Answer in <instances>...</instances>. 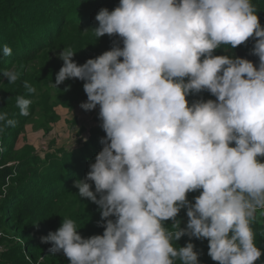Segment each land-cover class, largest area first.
I'll use <instances>...</instances> for the list:
<instances>
[{"label":"clouds","instance_id":"1","mask_svg":"<svg viewBox=\"0 0 264 264\" xmlns=\"http://www.w3.org/2000/svg\"><path fill=\"white\" fill-rule=\"evenodd\" d=\"M95 20L97 40H119L82 65L64 48L52 87L83 81L87 101L79 107L99 106L103 147L74 187L98 205L104 231L84 238L73 219L63 218L41 242L70 264H200L191 239H206L218 264H255L262 249L252 224L258 212L264 215V26L256 6L252 0H119ZM250 38L258 64L214 55ZM12 51L2 47L3 56ZM3 75L8 83L19 79L15 71ZM24 87L35 92L27 81ZM202 92L215 99L189 101ZM31 104L16 97L21 116ZM0 122L16 124L7 113ZM192 192L200 193L194 202ZM183 236L189 242L175 247Z\"/></svg>","mask_w":264,"mask_h":264},{"label":"trees","instance_id":"2","mask_svg":"<svg viewBox=\"0 0 264 264\" xmlns=\"http://www.w3.org/2000/svg\"><path fill=\"white\" fill-rule=\"evenodd\" d=\"M252 3L256 6L261 25L264 26V0H252ZM118 4L119 0H0V113H7L9 119L16 121L14 127H4L3 122H0V128H3L0 131V229L9 230L4 234L19 236L25 257L30 260L26 264H70L63 252L56 253L58 255L55 256L49 251L51 244L41 242L42 236H47L50 231L61 226L63 218L73 219L79 234L84 238L103 234L104 229L99 226L102 221L98 205L79 197V190L74 187L77 179H84L89 171V163L94 162L95 156L102 150L103 145L98 141L106 134L100 127L98 117L97 129H91L86 142L78 143L77 152L76 149L67 152L51 149L40 158L29 146L17 160H13V155L18 136L33 115L34 103L38 101L36 97L43 87L47 92V88L55 83L56 73L63 66L61 59L56 57L47 61L48 56L54 51L70 47L75 52L73 60L82 65L88 60L86 55L93 44L96 43L98 47L95 48L101 49L102 53L110 50L113 41L119 38L105 35L95 41L96 37L91 29L98 25L95 16L101 8L106 7L111 11ZM253 43L250 38L235 49L222 45L221 49L215 50L214 55H235L255 63L257 57L250 54ZM4 45L12 48L11 56L2 55ZM44 69H48L46 76L39 79L37 74ZM6 70L19 73V79L15 83H8L3 75ZM25 81L35 92L27 91ZM67 81L71 89L61 93V97L68 92L76 94L73 96L75 100L86 95L83 81L68 79L65 82ZM55 89L58 93V89ZM18 95L32 100L28 116L19 114L20 110L16 106ZM196 97L215 99L208 92L190 95L188 99L197 100ZM259 159L264 163V157ZM11 161L17 162L14 168L6 166ZM5 179L8 180L7 183ZM10 185L11 190L1 199L4 194L2 188ZM92 190H95L94 183ZM189 194L188 199L194 202V197L200 193ZM185 215L186 210H181L177 217L182 225L187 223L183 219ZM172 222L169 220L165 224L171 227ZM252 227L255 242L262 249V256L255 264H264V215H258ZM187 242L189 237L183 236L173 244L175 247H183ZM191 242L200 253V264H218L207 254L206 239L192 238ZM17 248H10L9 254L18 252ZM175 264H181L179 259Z\"/></svg>","mask_w":264,"mask_h":264},{"label":"rangeland","instance_id":"3","mask_svg":"<svg viewBox=\"0 0 264 264\" xmlns=\"http://www.w3.org/2000/svg\"><path fill=\"white\" fill-rule=\"evenodd\" d=\"M96 40L97 38H95V41ZM95 47H98L96 43L90 47L86 58L89 59L102 54L101 49L99 50ZM60 52L61 51L52 52L48 56L47 61H51L56 57L57 59H60ZM254 61H256L254 64H258V57ZM48 69H44L41 73H38L37 77L40 79L43 75L46 76ZM69 86V81L58 85V93L52 85L47 88V92L44 87L42 88L41 93L36 97V100L38 101L34 103L33 115L27 121L18 136L16 147L14 149L13 160H17L18 157L22 156L25 148L29 146L35 150L36 154H38L40 158H43L45 153L51 149H54V151L56 149H62L65 152L76 149L75 152H77L79 150L78 143H84V138L87 140L91 129H97L99 106H97L95 110L85 111L81 109L79 105L81 102L87 101L86 95H84L81 99L75 100L76 98H73V96L76 94L74 92H68L63 94L61 97V93L65 92L67 89H71V86ZM196 99H200V97H196ZM194 100L195 98H190L189 101L192 102ZM38 142L40 143L36 146V143ZM98 143L101 144L100 141H98ZM51 145L52 148H50ZM260 158L262 159L263 157ZM16 165V161H11L6 164L9 168H14ZM37 166L39 165L37 164ZM5 180L7 183L8 180ZM11 187L12 186L10 185L2 188V193L4 194L1 199L11 190ZM188 198L190 199V194ZM259 216H261V214ZM183 219L184 221H187L188 217L185 215ZM185 226L186 224H181L182 228ZM3 232H9V230L5 231L0 229V264H4L6 262L7 264H20V262L21 264H26L27 262H30V260L25 257V251L23 250V244L19 236L12 233L4 234ZM13 246H17V249L19 250L15 254H9V250ZM54 255L57 256L58 254ZM40 261H42V259Z\"/></svg>","mask_w":264,"mask_h":264},{"label":"crops","instance_id":"4","mask_svg":"<svg viewBox=\"0 0 264 264\" xmlns=\"http://www.w3.org/2000/svg\"><path fill=\"white\" fill-rule=\"evenodd\" d=\"M41 141H42V139H41ZM39 143H40V142L36 143V146H37Z\"/></svg>","mask_w":264,"mask_h":264},{"label":"built area","instance_id":"5","mask_svg":"<svg viewBox=\"0 0 264 264\" xmlns=\"http://www.w3.org/2000/svg\"><path fill=\"white\" fill-rule=\"evenodd\" d=\"M260 215V212L257 213V216Z\"/></svg>","mask_w":264,"mask_h":264}]
</instances>
